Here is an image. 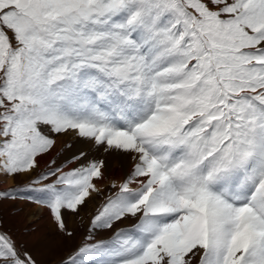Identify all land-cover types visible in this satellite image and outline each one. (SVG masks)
<instances>
[{
    "label": "snow or ice",
    "instance_id": "6c2138e0",
    "mask_svg": "<svg viewBox=\"0 0 264 264\" xmlns=\"http://www.w3.org/2000/svg\"><path fill=\"white\" fill-rule=\"evenodd\" d=\"M0 177L53 244L91 205L60 264H264V0H0Z\"/></svg>",
    "mask_w": 264,
    "mask_h": 264
},
{
    "label": "rangeland",
    "instance_id": "374dc122",
    "mask_svg": "<svg viewBox=\"0 0 264 264\" xmlns=\"http://www.w3.org/2000/svg\"><path fill=\"white\" fill-rule=\"evenodd\" d=\"M67 138V137H66ZM68 140H70L71 138H67ZM77 147H80L79 145H77ZM103 154H100V156L98 158H103L105 159L107 156L102 157ZM61 160H58L59 162H62ZM106 160V159H105ZM120 160V159H119ZM28 183L27 179H22L20 177H17L16 180H14L12 185H7V178H0V190H6V189H11V188H23L24 185H26ZM22 200H17V201H0V226H2L5 230H9L12 232L16 233H23L22 229H24V227H22L23 225V221H21V217H12L14 216V214L18 213V212H24L25 213V220H27V215L29 213H27V207H33L34 205H28V204H24V202L22 203ZM9 203V204H8ZM24 209V210H23ZM88 209H85L84 211H86ZM84 211L82 213H84ZM82 213L80 216H74L75 219L77 220V225H78V231L75 232L74 236L70 239H66L65 241H63V244H60L58 246V248H55L54 250H50L48 251V254L42 250L36 249H32L33 251V255L37 261V264H60V261L62 259H66L67 256L65 257V252L70 253L73 252L75 250V248L81 243V241L84 239L85 235L87 234V227H88V220L89 217L85 220H82ZM70 216H68L67 219H69ZM24 220V221H25ZM21 226H20V225ZM21 227V228H20ZM70 228V227H69ZM37 230H41V228H38ZM47 225L44 226V232L40 233L39 236H37V241H39L40 244L46 246L47 245V241L46 240H50L52 237H54L51 234H47ZM32 232H27L26 234L24 233L25 236H28L26 239H29L30 235ZM76 235V236H75ZM109 234L104 232V233H100L97 236V239H101V238H105L107 237ZM70 241H72L71 244H69ZM61 249V250H60ZM59 250V251H58ZM69 250V251H68ZM35 252V253H34ZM37 253V254H36ZM58 254V255H57ZM55 256V257H54ZM57 257H62V259H58Z\"/></svg>",
    "mask_w": 264,
    "mask_h": 264
},
{
    "label": "bare ground",
    "instance_id": "6f19581e",
    "mask_svg": "<svg viewBox=\"0 0 264 264\" xmlns=\"http://www.w3.org/2000/svg\"><path fill=\"white\" fill-rule=\"evenodd\" d=\"M64 139L68 140L67 138H64ZM105 156L106 155H102V157H105ZM105 159H106V163H107V173L111 174L114 177H119V176L125 174L127 172L128 168L130 167V162L127 161L126 159H120L119 160L118 158L113 157V156H107ZM0 178L3 179L4 177H0ZM13 182H14V180L7 178V185L10 186L13 184ZM24 204H26V203H24ZM28 205H30V204H28ZM25 207L27 208V211H28L27 213H29L27 215V218H26L27 220H25L26 216H25L24 212H18L16 214H14V216H12V217H16V216L21 217L20 219H21V221H23L22 227H24V228H25V226L31 225L34 221H38V228H41V230H37V232H32L29 239H26L28 236H25L24 233H16L15 234V232L11 231L17 237V239H19L21 241L28 242L30 247L32 249H35V252H36V249H39V250L43 249V251H45L47 254H48V251H50V250L52 251L55 248H58V246L60 244H63V242L53 244V240L57 239L55 237H52L50 240H46L47 241L46 246L40 244L39 241H37L36 239H37V236L40 235V233L44 232V226L47 225L46 233L50 234V231H51L52 235H53V226L51 225L44 209L37 208L36 206H33V207L25 206ZM90 210H91V205L89 206L88 210H86V211H84V213H82V218H81L82 220H84V219L86 220L89 217L88 213L90 212ZM77 224L78 223H77V220L75 219V217L70 216V218L68 219V225H69L70 229H74L75 232L78 231V225ZM70 240H69V242H70L69 244L72 243V241H70ZM71 253L72 252H70V253L65 252V257L67 256V254L69 255ZM56 258H57V260L62 259V257H57V256H56Z\"/></svg>",
    "mask_w": 264,
    "mask_h": 264
}]
</instances>
